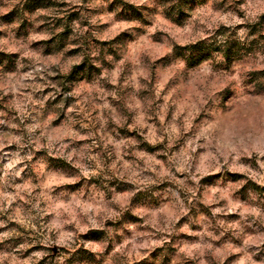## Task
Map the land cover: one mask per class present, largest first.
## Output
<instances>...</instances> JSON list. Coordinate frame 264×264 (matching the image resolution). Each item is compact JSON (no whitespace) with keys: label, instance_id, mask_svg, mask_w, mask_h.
Here are the masks:
<instances>
[{"label":"rangeland","instance_id":"obj_1","mask_svg":"<svg viewBox=\"0 0 264 264\" xmlns=\"http://www.w3.org/2000/svg\"><path fill=\"white\" fill-rule=\"evenodd\" d=\"M0 264H264V0H0Z\"/></svg>","mask_w":264,"mask_h":264},{"label":"clouds","instance_id":"obj_2","mask_svg":"<svg viewBox=\"0 0 264 264\" xmlns=\"http://www.w3.org/2000/svg\"><path fill=\"white\" fill-rule=\"evenodd\" d=\"M239 22V21H238Z\"/></svg>","mask_w":264,"mask_h":264}]
</instances>
